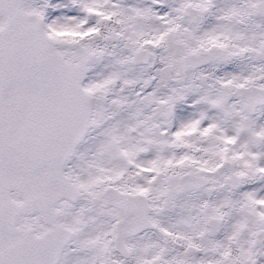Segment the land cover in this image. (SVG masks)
Masks as SVG:
<instances>
[{
    "label": "snow or ice",
    "instance_id": "6c2138e0",
    "mask_svg": "<svg viewBox=\"0 0 264 264\" xmlns=\"http://www.w3.org/2000/svg\"><path fill=\"white\" fill-rule=\"evenodd\" d=\"M0 264H264V0H0Z\"/></svg>",
    "mask_w": 264,
    "mask_h": 264
}]
</instances>
